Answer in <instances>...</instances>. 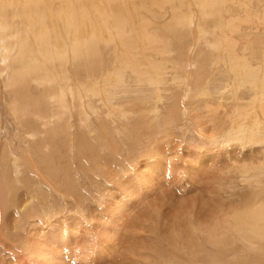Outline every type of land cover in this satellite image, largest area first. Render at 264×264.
I'll list each match as a JSON object with an SVG mask.
<instances>
[{
  "label": "rangeland",
  "instance_id": "374dc122",
  "mask_svg": "<svg viewBox=\"0 0 264 264\" xmlns=\"http://www.w3.org/2000/svg\"><path fill=\"white\" fill-rule=\"evenodd\" d=\"M58 3L56 1L55 8L57 7V10L61 6ZM126 5L127 7L132 6L131 3ZM51 6L53 7V5ZM136 9L137 13L139 11L141 14L140 7L137 6ZM151 10L150 14L145 15L150 18L148 19L151 23V25H147V28H141L140 19L142 17L135 22L130 18L134 11L128 10L129 12L126 13L127 22L124 23L125 32L122 33L102 24L94 12L96 20L89 23L90 25L85 23L79 26L80 28L78 25L69 26L64 21L59 22L62 23L59 25L56 20L48 25L37 24L30 28L24 26L23 23L17 24L18 28L24 32L19 31L21 42L23 40L31 51V56L29 55L26 60L29 61L35 57L38 58V63H42V56L47 55L45 48L52 44L49 48L57 53L59 58L55 57V62L47 66V71L54 75L58 74L59 79L60 76H63L64 85L62 88L71 86L76 89V85H78L81 89H79V94L84 101H82V105L86 108L89 103L90 108L85 111L87 116L83 117L82 110L74 108L77 104L76 101H72L74 117L70 118L71 131L63 126V123L61 124L60 119H58L60 122L56 120V124L54 123L55 127L52 124L43 127L42 122L38 119L41 116L47 117V111L50 113L53 111L55 106L52 105L49 97L57 92L56 86L39 85L34 81L40 75L35 74L26 77V83L24 82L23 86L20 84L15 87L17 90L13 88L15 93L12 92L13 90L11 91V88L6 93L4 92L8 96L3 105L0 104V160L1 157L5 158L3 164L0 161V218L2 219L0 220V264H161L165 261L168 263L167 261L172 256L170 254L172 249L166 242L170 238L167 226L172 224L174 228L181 229L180 231L187 230L188 221L185 219H188V212L183 210L184 204L188 205L187 208L192 206L194 209L197 208V211L202 210L206 213L209 209L217 210L219 203L222 202L220 196L225 198V186L230 180L234 182H230L234 187L231 192H228L229 194L243 192L242 188L245 185L235 182L233 178L230 179V175H227L226 171L228 168L233 169L235 166L241 165L258 153H250L245 149L241 151L243 153H235L239 149L236 147L238 145L234 144L235 146H233L230 142L229 146L221 148L217 145L219 138L212 139L211 142L205 138L216 134L224 138V133L230 135L234 132L236 137H242L249 144L248 139L251 136L254 138L255 135L247 131L245 126L252 127L255 126L254 123L257 126L264 124V119H259L257 114H253L254 119L250 118L251 116H234V119L226 121V116L223 113L227 108V114H229L230 106L226 101L222 102L223 99H220V103L225 105V109L218 108L217 113H214V109L217 107V92L214 89L213 81L214 78L217 81L222 79L219 73L222 63L217 64L218 66L212 65L210 67L212 69H208L210 74L217 72L212 78L211 84H209L210 74L206 76V79L202 78L205 83L201 84L199 78L192 77L196 75L192 69L188 68L185 72L188 76L184 75V71L183 74L181 73L182 69L180 73L172 70L173 64L183 66V63L187 61L186 58L196 57L197 52L201 50L204 55L206 54L203 58L205 61L208 57V49L205 45L203 48L197 39L187 37L185 42L188 48H186V52L182 51V41L173 39L171 31L166 27V22L169 20L166 8L163 7L160 10L152 7ZM161 12H166L167 18L158 15ZM26 29L29 31L25 32ZM75 32L78 40L74 37ZM147 35L153 36V43L156 44V47L167 51L164 52L167 55L161 52L162 58L161 55L158 57L156 54L153 55L154 59H158V65H162L161 75L157 73L156 68L150 66L148 59H142L147 68L145 72L149 71L151 76V85L148 83L146 73L140 75L141 77H135L137 76L136 70L132 66L130 67L131 63H128L132 62L128 57H132L133 52L126 56V51H131V46L137 47L138 50L141 48L143 51L148 42L144 38ZM73 39L75 42L78 41L80 46L84 42L86 44L93 42L91 45H96L97 51L91 58L87 57V59L76 61L70 55V49L74 45ZM66 48H68L67 51ZM40 49H42V55L39 53ZM60 51H66V53L60 54L58 53ZM203 54L200 58L203 57ZM2 57L3 53L0 54V65L3 61ZM171 59L176 62H172ZM203 60L201 59V61ZM168 61L171 63L169 64ZM204 61L201 63L202 65ZM123 62L125 63L123 64ZM226 62L227 70L229 63L228 60ZM67 66L68 68H66ZM174 71L178 74H175ZM201 75L202 73H198L200 78ZM8 79L9 74L6 76V81ZM183 80L188 81L187 84ZM230 81L232 82L231 73L227 82L230 83ZM123 84L124 86H122ZM189 85L194 86L191 88ZM197 86L202 87V90L199 88L202 93L195 95L194 91L198 90ZM194 87L197 88L194 89ZM91 92L93 95L90 94ZM187 93L192 95H187ZM203 93L208 95L204 96ZM193 95L197 99H193ZM8 100L15 102L20 111L24 113V116L21 115L24 118L21 117V124L26 121L33 122L35 131H38L36 138L24 135V127L17 129L18 120L16 121L15 118L13 120V117L8 113ZM247 109L249 110V107ZM221 110L222 112H220ZM249 111L251 112V110ZM240 119L245 120L239 121ZM81 120H84L85 123L82 124L81 122L84 121ZM213 121L215 125L212 124ZM239 125H241V131L238 129ZM226 128L228 131L225 132ZM259 137L260 135H258ZM158 146L156 155L152 153V149ZM9 152L16 160L22 158L19 161L22 173L18 176L13 174ZM224 152H229V156ZM29 155L34 162V168L24 160V157L27 158ZM7 181L9 182L7 183ZM10 181L14 182L11 184ZM213 182L215 183L213 184ZM215 185H220V188L219 186L215 188ZM212 187L213 190L218 189L213 198L209 195ZM222 190L223 194H221ZM244 190L246 191V189ZM20 199L23 200L22 203L24 200L28 201L26 209L21 210L22 212L18 214L14 209V204ZM213 199H216V203L218 202V207ZM235 201L236 199L232 198L230 203L234 204ZM211 202L217 209L210 206ZM10 203L13 204V207L9 206ZM224 207V211L229 208L227 205ZM154 208L157 209V215L153 213ZM6 209L7 211H4ZM217 212L214 211L215 214ZM44 213L48 216H45ZM142 215L143 217H141ZM204 218L203 223L209 221L207 216L205 220ZM176 219L177 222H181L176 223ZM66 225L70 229H74L68 235L61 230ZM156 232H162L161 234L164 235L162 239L165 241L157 238L154 234ZM258 255L261 258L258 264H264L261 253L259 252ZM228 256L229 260L234 259V257L232 259V256ZM186 259V255L183 256L184 263L189 260Z\"/></svg>",
  "mask_w": 264,
  "mask_h": 264
},
{
  "label": "bare ground",
  "instance_id": "6f19581e",
  "mask_svg": "<svg viewBox=\"0 0 264 264\" xmlns=\"http://www.w3.org/2000/svg\"><path fill=\"white\" fill-rule=\"evenodd\" d=\"M56 1L61 4V6L58 5V6H60L58 10H57V7L55 8ZM135 1L136 0H0V54L3 53V57H2L3 61L1 62V65H0V86H1L0 89L3 87L0 90V104L3 105L4 100H6L8 95L5 93L9 88H11V91L13 90V88L15 90L16 89L15 87H18L20 84H22V86H23L24 82L27 81L26 77H29L31 75L33 76V75L37 74L38 76L40 75V77H37V79L34 82L38 83L39 85H43V84L50 85L51 87L53 85V86H56L58 89V90H56L57 91L56 93L54 92V95L51 94L49 97L50 101L52 102V105L55 106V107L52 106V107H54L53 111H51V113L47 111V114H48L47 117L41 116L40 119L37 118L40 122H42L43 127L44 126L46 127L49 124L50 125L52 124L53 127H55L54 123L56 124V120L60 119L61 124L63 123V126H65L66 128H68V130L71 131V125H70L71 119L70 118L74 117L73 112H72L73 107H71L72 101H74V100L76 101L77 104L75 105L74 108H76L77 110H82L83 117L87 116V114H86L87 112H85V111L90 108L89 103H87V105L85 103V105L87 106L86 108L82 105V103L84 101L82 99V96L79 94L80 88L78 85H76L77 86L76 89L72 88L71 86H66V87L62 88V86L64 85L63 84V82H64L63 76L61 77L59 75L60 76V79H59L57 77L58 74L54 75L52 72L47 71V66H50L51 63H54L55 57H58L57 53H54V51L49 48V46L52 44L48 45V47L45 48V51H46L45 53L47 55L45 57L42 56V60H43L42 63H38L37 62L38 58H35V57H32L34 59H32L30 57L31 59H29V61L26 60V58L31 54V51L29 50L28 46H26V43L23 42V40L21 42V38H20L21 34L19 33V31L21 29L18 28V26H17L18 23H23L24 26L26 25V26H29V28H30V27H34L37 24L42 25V26H44L46 24L48 25V23L50 24L52 22H55V20H56V21H58V23L64 21L69 26L70 25L71 26H74V25L77 26L78 25V27H79L85 23L89 24L92 21L96 20L94 18V13H96L97 15H95V16H97V18H99V21H101L102 24H104L105 26H107L111 29L113 28L116 32L122 33V32H125L124 28H126V27H124V23L127 22L126 13L128 10H130V11L132 10V12L134 11V14H132V17L130 16V18L133 19L135 22L137 20H139L140 17H142L141 18L142 21L140 19V22L142 23L141 28H147V25L148 24L151 25V23H149L150 18L148 17L149 18L148 19L145 15L151 13L152 7L158 8L160 10H162V8L165 7L169 13L168 14L169 20L166 22L167 23L166 27H167V29H169L171 31V33H172L171 36H173V39H176L178 41H182V51L186 52V48H188L187 47L188 45H186V42H185L187 37H193L194 39H197V41H200V43L203 45V48L205 45L208 49V57H206L205 61L203 60V58L206 54L204 55L202 50H201V51L197 52L198 54L196 57L192 58V56H191L189 58H186L187 61L185 63H183V61H182V63L184 64L183 66H178L177 64L174 65L172 63L173 65L171 64L172 65L171 69L175 70L176 72H179V73L182 69L181 73L184 71L183 72L184 75H187V73H185V72H187L188 68L192 69L193 72H196V75L192 76V77H194V79L199 78L200 79L199 83L203 84L205 82L202 81V78L205 77V79H206V76H208L210 74L208 69H212V68H210L212 65L213 66L217 65V64L220 65V63H222V67L220 68V72H219L220 76L222 77V79L220 81H217L216 78H214V75H215V73L217 74V72H215L214 74L213 73L210 74L211 80H210L209 84L212 83V78H214V81H213V83L215 85L214 89L217 92V95H216L217 96V101H216L217 107H216V109H214V113L218 110V108L225 109V105L220 103L221 102L220 99H223L222 102L226 101L227 105L230 106L229 114H227V108H226L225 112L223 113V115L226 116V121L234 119L235 118L234 116H241V117L242 116L243 117L251 116L250 118L254 119L255 116H253V114L254 115L257 114L258 115L257 118H259V119H264V0H139L140 1L139 3L137 1L136 2ZM127 3H131L132 6L127 7V5H126ZM51 5H53L54 9ZM137 6L140 7L141 14L139 13V11L137 13V9H136ZM92 13H93V17H92ZM165 14H166V12L165 13L161 12L158 15H161L162 18H167V16ZM158 15H156V16L158 17ZM60 24H62V23H59V25ZM27 29H28V27H27ZM27 29L25 30V32L29 31ZM21 32H22V30H21ZM22 33H24V32H22ZM44 35H46V34H44ZM125 35H126V33H125ZM74 37L76 38V32L74 33ZM152 37H150V35H147L144 37L147 39L148 42H147V45L144 46L145 48L143 49V51L141 50V48H140V50H138L137 47L131 46L132 47V48H130L131 51H126L127 55L125 53L126 56H129L133 52V55H131L132 57H128L129 61L132 60V62H128V61L127 62L131 63L130 67L132 66L133 69L135 68V70H136L135 74L137 75L135 77H138V76L141 77L140 75H143L144 73L147 74L146 76L148 77L149 85L152 84L151 78H150L151 76L149 74V71L145 72V69H147V68H146V65H144L142 59H148L150 66H153L154 68H156L157 73L160 74L161 69H162V65L161 66L158 65V59L157 58L154 59L153 55L156 54V57L161 55V58H162L161 52H163L164 55H167L164 53L167 51H165L164 49L156 47V44L153 43L154 38L152 39ZM76 39L78 40V38H76ZM150 39L153 41H151ZM194 39H193V41H194ZM194 42L196 43V41H194ZM92 43L93 42H88L86 44L84 42V44H81V46H80L78 41L75 42V40H74L73 41L74 45L70 49L71 58L76 59V61L87 59V57L91 58L94 55V52L97 51L96 50L97 46L96 45L92 46L91 45ZM46 44H48V43H46ZM180 44H181V42H180ZM3 49H5V50H3ZM42 49L39 50V53L41 55H42V52H41ZM67 50H68V48H66V51ZM66 51L65 52L60 51L58 53L64 54V53H66ZM170 53H171V51H170ZM147 54H149V56H147ZM202 54H203V57L200 58V56H202ZM70 55H68V56H70ZM137 56H139V57H137ZM185 56H186V54H185ZM188 56H189V54H188ZM171 58H173V57H171ZM201 59L204 61L203 65L201 64L203 62V61H201ZM62 60H63V57H62ZM222 60H223V62H221ZM224 60H226V61L228 60V63H229L227 70L225 67V65L227 66V64H226L227 62ZM135 61H137V62H135ZM164 61H162V62H164ZM171 61L176 62V60H172V59H171ZM171 61L170 62L168 61L169 64L171 63ZM124 63L125 62H123V64ZM68 64H70V63H68ZM78 64H79V62H78ZM136 65H138V67H136ZM68 66H70V65H68ZM68 66L66 68H68ZM164 67L166 68V66H163V68ZM64 68H65V66H64ZM59 69H61V68H59ZM78 69H79V67H78ZM121 69H124V68L121 67ZM175 71H174V73L178 74ZM218 71H219V68H218ZM74 72H77V71H74ZM198 73H202L201 78H200V76H198ZM230 73H231V77H232V82L234 84L231 81H230V83L227 82L228 78L230 77ZM8 74H9V79H8V81H6V76H8ZM94 74H95V72H94ZM223 77H224V80H223ZM123 78H124V76L122 77V79ZM142 78H143V76H142ZM64 80H66V79H64ZM138 81H140V80H138ZM183 82H186V84H187L188 81L183 80ZM196 83L198 84V81ZM15 84H16V86H15ZM155 84H156V82H155ZM201 84H199V85H201ZM86 85H88V84H86ZM58 86H59V88H58ZM122 86H124V84ZM189 86H191V85H189ZM193 86H191V88H193ZM197 87H198V90H195L196 92L194 91V93H196L195 95H197L198 93H202L201 91H199V88L201 89L202 87H199V86H197ZM204 87H205V85H204ZM196 88L194 87V89H196ZM172 89H174V88H172ZM14 90L12 92L15 93ZM21 91H22V89H21ZM12 92H10V93H12ZM84 92H86V91H84ZM90 94L93 95L92 92ZM189 94H190V96L192 95L191 93H187V95H189ZM241 94H242V97H240ZM202 95L207 96L208 94L203 93ZM192 97H193V99L196 98V97H194V95ZM87 98L89 99L90 97H87ZM10 101L8 100V103H7L8 113L13 117V120L16 119V121L17 120H18V122L20 121L19 123L18 122L16 123L17 129L18 128L21 129L20 127H24L25 128V134L24 135L28 136L29 138H33V139L36 138L38 131H35L34 124H32L33 122L31 123V122L26 121L23 124H21L22 119H24L22 117V116H24V113L22 111H20V109L18 108V105L15 102H13V101L10 102ZM30 101H32V100H30ZM41 102H43V101H41ZM88 102H91V101L88 100ZM38 104H39V102H38ZM19 105H20V103H19ZM213 105H214V103H213ZM83 107L85 108V110L83 109ZM213 107H212V109H213ZM247 107H249V110H251V112L247 109ZM49 108H51V107H49ZM40 109H42V108L40 107ZM21 110H22V108H21ZM38 111H39V109H38ZM32 112H34V111H32ZM220 112H222V110ZM26 113H28V112H26ZM217 116H219V115H217ZM21 117H22V119H21ZM60 120H58V121L60 122ZM84 120H86V119H84ZM84 120H81V121H84ZM214 120H215V118H214ZM242 120H245V119H240L239 121H242ZM81 123L84 124L85 121L81 122ZM212 124H214V121ZM223 124H225V123H223ZM230 125H231V122H230ZM230 125H229V127H230ZM254 125L255 126H252V127L251 126H245L247 128V131H249L255 135L254 138H252V136H251L248 139L249 144H247V141H245L242 137H236L234 132L231 133L230 135H225V133H224V138H221L220 135H218V134L213 135L209 138H205V139H207L208 142H211L212 139L219 138L217 145L221 146V148L225 147V146L226 147L229 146L230 142H231V144H233V146H235L234 144H236V145H238L236 147H239V149H237L238 151H236L235 153H240L241 151H243L245 149V151L248 150V152H250V153L255 154V152H257L258 154L256 156L255 155L251 156V158H249L247 160L248 162L245 161L241 165L235 166V168H233V169L228 168L227 171L224 170V171H226L227 175L228 174L230 175L229 176L230 179L233 178L235 180V182H239L241 185L244 184L245 186H243V188H242L243 192H241L239 194L232 192L229 194L228 192H231L233 190V187H234L233 184L230 183L232 180L229 179L230 180L229 183H227L225 186V194H224L225 198H223V196L221 195L224 193L223 190L221 191V194H220L221 195L220 198H222V202L223 201L224 202L219 203L221 206L219 205L218 209H223V210H218L216 208V207H218L217 206L218 202L216 203L217 198L213 199L214 203H216L215 204L216 207L214 206V204L212 202H211L212 205H210V206L217 209V210H214L215 212L218 211L216 214L214 213L213 210L211 211L210 209H209V211L207 210L208 213H206V212H203L202 210L197 211V208L194 209L192 206H191L192 208L191 207L187 208L188 205L186 206V204H184L183 210H186L188 212L187 213L188 219H185L186 221H188V223H187L188 228L186 231H180L181 229L178 230L176 227L174 228V226L172 224L171 225L169 224L170 226H167V230L170 233L171 239L170 238L167 239L166 242H167L168 247H170L172 249V253L170 251V254H172V256H170L169 260L167 261L168 263H165L166 261L164 262L165 264H256V263L258 264V261L261 259L260 256L258 255L259 252L261 253V257L264 258V124H259L257 126L254 123ZM0 129H1V127H0ZM238 129L239 130L241 129V125L238 126ZM22 130H23V128H22ZM226 131H228V128H226L225 132ZM20 132H21V130H20ZM208 133H210V132H208ZM71 134H73V132H71ZM258 135H260L259 138H258ZM221 139H224V140L221 141ZM158 149H159V146L154 147L152 149V153L157 155L156 152L158 151ZM230 149H232V148H230ZM234 149H235V147H234ZM6 150H7V148H6ZM221 150H220V152H221ZM26 152H27V150H26ZM170 152H172V151H170ZM24 153H25V151H24ZM241 153H243V152H241ZM225 154L227 156H229L230 153L226 152ZM9 155L11 158L10 161L12 162L11 167L13 170V174L18 176L19 174L22 173V171L20 170L21 164L19 163V161H21L22 158H20L19 160H16V159H14V157H12L13 156L12 153L9 152ZM9 155H8V157H9ZM4 156H5V154H4ZM238 156L239 155L237 154V157ZM147 157H148V155H147ZM242 157L244 158V156H242ZM4 159H5L4 157H1L0 161L2 164H3ZM24 160L27 161V163H29L31 165V167L32 166H33V168L35 167L34 162H32V160H31L30 155L27 158L24 157ZM238 160H240V159H238ZM198 163H200V162H198ZM178 165H179V163H178ZM198 167H200V166H198ZM3 169L5 170V168H3ZM200 169H201V167H200ZM5 172H6V170H5ZM7 173H6V175H7ZM24 173H26V172H24ZM226 174H224V175H226ZM6 175H4V176H6ZM10 175H11V173H10ZM181 177H183V176H181ZM11 179H8V180H11ZM222 179H223V176H222ZM1 181H3V180H1ZM8 182L9 181H7V183ZM12 182H14V181H12ZM12 182H11V184H12ZM5 183H6V181H5ZM214 183L215 182H213V184ZM218 184H219V182H218ZM218 186L220 188V185H215V188L216 187L218 188ZM4 188H5V186H4ZM244 189H246V191ZM5 190L7 191L6 188H5ZM214 190L212 187V190L209 192V195H211L210 197H212V198L214 195H216V192L218 191V189H216L215 191ZM236 191H237V188H236ZM218 197H219V194H218ZM10 198H11V196H10ZM232 198L236 199L234 204L230 203V202H232ZM12 200H14V199H12ZM22 201L23 200L20 199V201H17L16 204H14V206H15L14 209L16 210V212H18V214H20L22 212L21 210L26 209V202L28 200H26V201L24 200L23 203H22ZM209 201H211V200L209 199ZM44 205H45V203H44ZM126 205H128V204H126ZM226 205L229 206V208H226V210L224 211V209H225L224 206H226ZM9 206L13 207V204L10 203ZM208 208H210V207H208ZM150 210H152V209H150ZM4 211H7V209ZM125 211H123V212H125ZM156 211H157V209L154 208L153 213H155V215H157ZM41 214H42V212H41ZM46 215L47 214H45V216ZM204 216H205V218L207 216L209 219V221L207 220L206 223H203L204 222L203 221ZM4 217H2V218H4ZM141 217H143V215ZM155 218H156V216H155ZM205 218H204V220H205ZM0 220H2V219L0 218ZM153 221H154V219H153ZM178 222H181V221H178ZM178 222L176 219V223H178ZM0 223H1V221H0ZM133 224H134V222H133ZM135 224H136V222H135ZM165 228H166V226H165ZM61 230L63 231V233H67V235L70 234V232L74 231V229L73 230L70 229V227L67 225L65 227H63ZM161 233L156 232L154 234L157 238L164 240V239H162L164 235ZM166 234H167V231H166L165 235ZM160 235H162V236H160ZM65 237H67V236H65ZM158 246H159V244H158ZM190 247L192 248L191 251H190ZM184 254L186 255L187 259H189L185 263L183 262V256H185ZM136 255L138 256V254H136ZM228 255L232 256V259L234 257V259L229 260ZM167 257H169V256H167ZM43 258L45 259V257H43ZM41 261L43 262V260H41ZM45 261H46V259H45ZM164 263H161V264H164Z\"/></svg>",
  "mask_w": 264,
  "mask_h": 264
}]
</instances>
